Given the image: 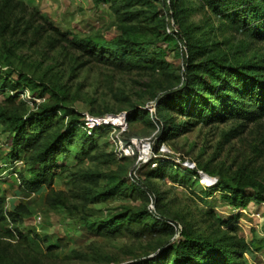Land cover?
Segmentation results:
<instances>
[{"label": "rangeland", "instance_id": "rangeland-1", "mask_svg": "<svg viewBox=\"0 0 264 264\" xmlns=\"http://www.w3.org/2000/svg\"><path fill=\"white\" fill-rule=\"evenodd\" d=\"M170 1L0 0V112L23 119L28 127L39 105L51 98L48 93L39 97L42 84L64 98L58 128H66L74 118L92 136L96 127L89 128L86 118H124L121 125L97 127L102 134L84 154L73 145L59 156L53 189L64 194L66 205L57 207L45 202V188L20 192L16 171L23 152L14 151L20 159L13 160L14 135L0 123L5 209L23 203L29 210L19 227L26 239H0V264H129L153 256L162 243L178 242L182 232L212 241H244L249 249L242 255L243 264H264V250L254 247L264 238V204L256 200V191L246 188L245 206L233 207L220 186H213L218 176L231 182L243 176L264 186V121L205 124L179 115L173 119L168 110L158 108L165 95L183 85L184 32L221 44L222 56L233 63L261 64L264 43L231 30L223 16L197 9L196 0H183L195 6L181 16V24L174 23ZM207 27L214 28V34L201 37ZM165 34L174 36L177 45L167 46L161 40ZM86 38L136 44V61L143 67L120 71L89 61L72 45ZM159 54L163 57L158 63H144ZM140 108L147 112L144 117L126 121L125 113L135 115ZM170 119L179 129L156 154L159 124ZM129 144L132 149L126 154ZM161 147L175 166L156 176L152 174L163 157ZM197 167L215 173L209 177L212 186L178 170ZM127 210L152 211L177 228L148 239L124 229L115 234L110 227L103 229L104 221ZM7 228L12 227L0 224V233Z\"/></svg>", "mask_w": 264, "mask_h": 264}, {"label": "trees", "instance_id": "trees-1", "mask_svg": "<svg viewBox=\"0 0 264 264\" xmlns=\"http://www.w3.org/2000/svg\"><path fill=\"white\" fill-rule=\"evenodd\" d=\"M196 1L197 9L223 16L230 24L231 30L264 43V0ZM194 6L189 2L184 4L183 0H171L170 9L174 23L181 24V16L192 10ZM208 34H214V28L207 27L201 30V37ZM182 37L186 47L182 53L183 85L175 93L165 95L159 101L158 108L168 110L173 119L179 115L185 119L201 120L205 124L216 121L225 123L229 120L247 123L264 121V61L261 64L250 61L233 63L222 56L221 44H210L209 38H193L189 31L184 32ZM161 40L166 42L167 46H176L178 42L170 34H165ZM72 45L89 61L120 71L143 67L140 66L139 61H136L139 48L136 44L131 45L122 39L104 42L86 38L83 42ZM161 57L163 55L159 54L144 63L148 66L154 65ZM41 87L39 97L48 93L51 98L39 105L28 127L26 121L15 118L7 112H0V123L6 126V131L14 135L12 137L13 160L20 159L19 154L14 151L23 152V157L20 159L22 166L16 171L20 192L24 194L45 188L47 190L45 202L48 205L65 206L64 194L55 192L53 189L57 176L54 170L59 168L57 160L65 153L68 146L75 145L84 154L88 146L92 145L94 138L102 134V130L94 128L91 136L81 128L84 123L74 118L68 122L66 128L62 126L63 124L58 128L57 121L63 122V118L59 117L57 112L63 109L64 98L48 85L41 84ZM133 113H125L126 121L135 119L133 117L136 115H141L140 118H142L147 114L141 108L137 113L135 112V115ZM173 119L167 121L164 126L159 124L162 127V135L158 139L154 153L157 154L159 145L172 138L179 129L174 125ZM186 124L185 122L180 124L183 131ZM126 143L129 141L126 140ZM173 166H175L173 157L163 155L156 173L152 175L163 176L167 173L165 169ZM178 170L184 175H193L196 178H199V173L208 177H216L215 173L207 167H203L202 170L198 167L195 170H181L180 168ZM63 171L65 168L60 169V172ZM72 176L76 177L75 174ZM79 177L78 180L84 179L82 176ZM217 178L218 182L216 179L213 186L215 187L216 184L220 186L221 190L227 194L225 199L231 206H245L243 191L246 188L254 189L256 200L264 204L262 184L253 180H245L243 176L234 177L231 179L232 182L226 181L225 177L218 176ZM173 179L176 180V178ZM133 190V188L130 189L128 193ZM5 200L6 197L0 192V224L12 228H7L3 234L0 233V239L14 240L15 237L26 239L19 227L29 216L27 206L21 203L11 211H7ZM103 224V229L110 227L114 234L124 229L125 233L137 238L145 234V239L162 233L172 234L177 228L149 210L119 212ZM15 233L17 236L14 235ZM254 247L255 250H264V238L255 242ZM248 249L244 241L238 243L230 239L212 241L182 232L178 242L162 243L153 256L129 264H243L241 258Z\"/></svg>", "mask_w": 264, "mask_h": 264}, {"label": "built area", "instance_id": "built-area-1", "mask_svg": "<svg viewBox=\"0 0 264 264\" xmlns=\"http://www.w3.org/2000/svg\"><path fill=\"white\" fill-rule=\"evenodd\" d=\"M113 119V118H112ZM111 118H103V119H89V118H86L85 119V124L89 127V128H92V127H100L102 125H112V126H116L114 125V123L111 121L112 120ZM122 120V123L124 121V118L121 119ZM121 125V124H119ZM132 149V144L126 148L125 152L126 154L129 153V151H131ZM160 153H162L163 155H166L163 151V147H161V149L159 150ZM168 155V154H167ZM187 165V163H185ZM199 178L200 180L206 185V186H212L213 183H214V180L210 179L208 176H206L205 174L203 173H200L199 174Z\"/></svg>", "mask_w": 264, "mask_h": 264}, {"label": "bare ground", "instance_id": "bare-ground-1", "mask_svg": "<svg viewBox=\"0 0 264 264\" xmlns=\"http://www.w3.org/2000/svg\"><path fill=\"white\" fill-rule=\"evenodd\" d=\"M112 122L114 123V125L122 124V120L121 119L112 120ZM145 151H147V147H145Z\"/></svg>", "mask_w": 264, "mask_h": 264}, {"label": "water", "instance_id": "water-1", "mask_svg": "<svg viewBox=\"0 0 264 264\" xmlns=\"http://www.w3.org/2000/svg\"><path fill=\"white\" fill-rule=\"evenodd\" d=\"M107 116H105V118H106Z\"/></svg>", "mask_w": 264, "mask_h": 264}]
</instances>
